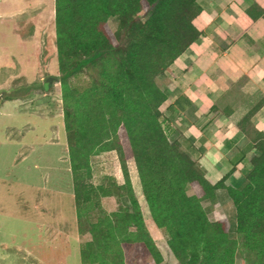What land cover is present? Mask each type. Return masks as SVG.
<instances>
[{"label":"trees","instance_id":"obj_1","mask_svg":"<svg viewBox=\"0 0 264 264\" xmlns=\"http://www.w3.org/2000/svg\"><path fill=\"white\" fill-rule=\"evenodd\" d=\"M200 13L198 0H56L57 82L72 193L78 230L91 237L82 264L162 260L132 189L129 160L177 264H235L237 255L242 264H264V133L240 160L243 182L233 188L225 185L229 174L212 185L184 143L169 138L175 129L164 127L166 95L158 78L199 44ZM108 152L117 157L123 183L104 177L106 184L94 186L90 159ZM221 190L234 206L238 239L230 237L227 220H209L203 207H215ZM101 198L118 204L125 198L130 206L108 213ZM111 243L128 250L126 260L120 250L110 251Z\"/></svg>","mask_w":264,"mask_h":264},{"label":"rangeland","instance_id":"obj_2","mask_svg":"<svg viewBox=\"0 0 264 264\" xmlns=\"http://www.w3.org/2000/svg\"><path fill=\"white\" fill-rule=\"evenodd\" d=\"M55 9L56 0H0V264H82V247L91 239L79 232L72 193L57 82ZM22 101L35 104L37 112L27 116ZM5 129L13 132L4 133ZM21 149H27L24 157ZM90 161L89 181L94 186L103 184L104 177L123 182L114 152L93 156ZM128 171L146 227L162 256L160 264H177L164 234L150 218L133 160L128 161ZM100 202L108 213L115 212L118 205L130 206L125 198L119 204L110 198ZM203 207L209 220H227L230 237L238 239L229 198L215 207L205 202ZM118 250L126 260L124 251L128 250L110 244L111 252ZM242 262L237 255L235 264Z\"/></svg>","mask_w":264,"mask_h":264},{"label":"crops","instance_id":"obj_3","mask_svg":"<svg viewBox=\"0 0 264 264\" xmlns=\"http://www.w3.org/2000/svg\"><path fill=\"white\" fill-rule=\"evenodd\" d=\"M198 4L199 44L186 49L158 78L166 95L164 127L175 129L169 138L184 143L212 185L229 174L225 185L237 188L243 182L240 160L264 133V0ZM22 102L27 116L37 112L35 104ZM19 135L17 139L23 140ZM27 149L20 150L22 157ZM225 198V191L217 192V202Z\"/></svg>","mask_w":264,"mask_h":264}]
</instances>
